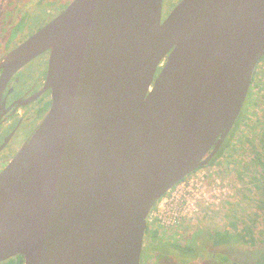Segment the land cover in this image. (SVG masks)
<instances>
[{
	"label": "water",
	"instance_id": "obj_1",
	"mask_svg": "<svg viewBox=\"0 0 264 264\" xmlns=\"http://www.w3.org/2000/svg\"><path fill=\"white\" fill-rule=\"evenodd\" d=\"M72 0L0 59L50 49L47 114L0 171V260L141 264L154 204L217 154L264 56V0ZM1 89V88H0Z\"/></svg>",
	"mask_w": 264,
	"mask_h": 264
},
{
	"label": "rangeland",
	"instance_id": "obj_2",
	"mask_svg": "<svg viewBox=\"0 0 264 264\" xmlns=\"http://www.w3.org/2000/svg\"><path fill=\"white\" fill-rule=\"evenodd\" d=\"M3 5V0H0V12ZM45 9V5L39 6L37 4H29L25 7V10L30 11V15L25 21V31L47 23L48 14L45 13ZM14 10L15 8L13 9V13L16 15V19H14L12 14L10 19L11 24H16L19 21L17 19L19 15ZM256 67L257 74L255 81L264 87V59L259 61ZM261 91L260 93L254 92L253 95L250 94V96L256 97V102L250 104L246 109V112L248 110L251 111L247 116L249 124L243 119L241 126H238L236 130L235 136L228 140L221 154L215 157L211 163L200 167L192 172L191 175H187L188 177L203 175L207 189L212 188L213 185H217L216 181H219L218 185L221 189L219 197L213 198L214 200L211 202L197 200L196 209L192 212L191 216L182 218L175 227L166 228L154 222L149 223L144 238L146 249L142 253L141 264L255 263L257 256L264 247V232L260 236L255 235L258 237V242L253 246L242 242L214 246L211 243L210 233L215 230H224L228 221L233 219L234 216L227 210V207L232 208L233 211L240 214L251 212L256 207H262L260 202L252 200V192L246 191L247 198L242 196L247 188L245 180L249 175L242 168L244 164L236 163L238 162L236 161L237 159L247 161L251 155L248 150L250 144L257 145L251 138L249 142L247 139L242 140L239 137H243L244 134L253 135L258 132L259 127L264 125V90ZM250 119H256L258 123L255 126H250ZM237 174H241L242 180H240ZM257 182L260 183V180ZM251 186L258 191V194H261L260 187H257L255 182H252ZM165 195L169 196V193L167 192ZM257 196L255 195L256 199L259 198ZM211 198L207 201H210ZM245 224L248 225L246 221ZM155 231H157L156 234Z\"/></svg>",
	"mask_w": 264,
	"mask_h": 264
},
{
	"label": "flooded vegetation",
	"instance_id": "obj_3",
	"mask_svg": "<svg viewBox=\"0 0 264 264\" xmlns=\"http://www.w3.org/2000/svg\"><path fill=\"white\" fill-rule=\"evenodd\" d=\"M71 1L3 0L4 5L0 12V59L43 26L44 23L37 28L25 31V21L30 15V11L25 10L27 5H45L48 23L64 10ZM179 1L162 0L161 20L168 15ZM14 8V11H17L16 13L19 15L17 18L19 21L16 24H11L12 14L14 19H16V15L13 13ZM49 56L50 49L32 56L18 66L0 87V171L30 137L51 106V87L48 86L46 79ZM2 72L3 68H0V76ZM256 74L257 67L239 115L243 112L248 116L249 110L245 112L244 107L247 106L248 108L250 106V94L253 93V89L259 84L255 81ZM0 264H25V261L22 255L16 254L0 260Z\"/></svg>",
	"mask_w": 264,
	"mask_h": 264
},
{
	"label": "trees",
	"instance_id": "obj_4",
	"mask_svg": "<svg viewBox=\"0 0 264 264\" xmlns=\"http://www.w3.org/2000/svg\"><path fill=\"white\" fill-rule=\"evenodd\" d=\"M264 59V56L260 59V61ZM264 90V87L262 85H256V87L253 89L254 92H259ZM261 91V92H262ZM253 93H251L253 95ZM251 95V96H252ZM250 96L251 104L255 103V96ZM245 112L247 109V106L244 107ZM251 112V111H249ZM246 120L249 124V118H247L246 114L241 112L239 115L235 126L233 127L230 134L226 137L225 141L223 142L221 148L217 152V154L210 160L209 163L214 161L215 157L219 156L222 152V149L227 144L228 140L235 136L236 130L238 129V126H241L242 121ZM250 126H255L258 122L255 119H250ZM255 130V129H254ZM253 135L244 134L242 140L247 139V141L250 142V138L254 140L256 144H250L249 151L251 155L249 156L247 161L239 160L237 159L236 163H242V168L245 170L244 172L248 174V178L245 180V184L247 185L245 191L243 192L244 197L247 198L246 191L252 192V200H257V202L261 203L262 207H256L253 211L246 212L244 214H240L236 211H233V209L227 207V210L231 212L233 219L228 221V224H226V227L224 230H215L212 233H210L211 243L214 246L220 245V244H229L234 242H242L249 246L256 245L258 242V237L255 235H262L264 232V125L262 127H259V130H257ZM251 133V132H250ZM249 133V134H250ZM259 144H258V142ZM237 176L242 180L241 174H237ZM260 180V183L257 182ZM252 182H255L256 186L260 187L261 194H258V191L253 189L251 184ZM250 185V186H249ZM255 195H258L255 198ZM231 205V204H230ZM245 221L248 223L245 224ZM148 230V225L147 229ZM157 231H155V234ZM226 259V258H224ZM254 264H264V247L262 248L261 252L257 256Z\"/></svg>",
	"mask_w": 264,
	"mask_h": 264
},
{
	"label": "built area",
	"instance_id": "obj_5",
	"mask_svg": "<svg viewBox=\"0 0 264 264\" xmlns=\"http://www.w3.org/2000/svg\"><path fill=\"white\" fill-rule=\"evenodd\" d=\"M216 184L207 189L203 175L183 178L168 191L169 196L164 195L154 204L148 224L154 222L166 228L175 227L182 218L191 216L197 200L211 202L213 198L219 197V181ZM210 197L211 200L207 201Z\"/></svg>",
	"mask_w": 264,
	"mask_h": 264
}]
</instances>
